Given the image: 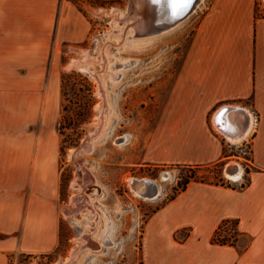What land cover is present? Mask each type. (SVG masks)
Segmentation results:
<instances>
[{
	"label": "rangeland",
	"instance_id": "obj_1",
	"mask_svg": "<svg viewBox=\"0 0 264 264\" xmlns=\"http://www.w3.org/2000/svg\"><path fill=\"white\" fill-rule=\"evenodd\" d=\"M17 1L8 0L7 5V0H0V149L7 138L9 143H17L11 139L32 132L56 139L62 220L61 243L54 252H12L10 264L61 260L64 264H144L150 216L194 172L176 163L148 162L143 159L144 151L213 0L200 2L179 25L136 41L126 39L132 32L128 24L113 21L119 10L112 8L126 9L129 0H66L92 23L90 36L79 42L56 38L59 7L55 4L40 9L38 4L32 7L26 2L25 12H21ZM257 9L264 14V0H257ZM101 33L106 38L98 40ZM76 59L82 63L74 62ZM96 132L88 150L81 147L80 154L71 156L72 149ZM240 141L226 146L229 156L223 165L196 168L198 176L219 180L222 170L228 182L240 185L226 172L229 164H251V143ZM131 177L157 179L161 194L157 198L136 194ZM88 182L94 188L86 189ZM106 231L113 244L90 251L82 246V233H91L99 241L100 233ZM233 231L230 226L225 233ZM187 233L182 230L177 238L183 239Z\"/></svg>",
	"mask_w": 264,
	"mask_h": 264
},
{
	"label": "crops",
	"instance_id": "obj_2",
	"mask_svg": "<svg viewBox=\"0 0 264 264\" xmlns=\"http://www.w3.org/2000/svg\"><path fill=\"white\" fill-rule=\"evenodd\" d=\"M26 2L59 7L57 39L79 42L90 36L92 23L75 4L18 0L17 10L25 12ZM226 106L237 108L243 129L253 124L240 141L251 143V164L240 163V185L193 180L156 209L146 226L144 264H264V14L258 13L257 0H213L143 159L156 164L224 160L233 141L229 132L240 128L223 131L227 120L219 112ZM17 137L11 139L17 143L7 138L0 149V264H10L12 252L51 253L61 243L57 141L41 132ZM227 218L239 220L238 244L213 241ZM182 230L188 233L178 239Z\"/></svg>",
	"mask_w": 264,
	"mask_h": 264
},
{
	"label": "bare ground",
	"instance_id": "obj_3",
	"mask_svg": "<svg viewBox=\"0 0 264 264\" xmlns=\"http://www.w3.org/2000/svg\"><path fill=\"white\" fill-rule=\"evenodd\" d=\"M202 1L203 0H201V2ZM137 2L139 4H141L142 7H144L149 12V14H152L153 16H151L149 18V17L145 16V14L141 13V10L138 7L130 8L129 5H128V8H126V9H119V8H116V7L115 8H112V10H114V11L119 10V16L116 17L113 21L116 24H120V25H122V22L128 24L127 25L128 28H130V30L132 31L131 33H129L126 36V39L128 41H136V40H139V39H142V38L144 39V38H147V37H150V36H154V35H157L158 33H161V32H164V31H167L168 30V29H166V30H163V31L158 32V33L147 34V35H145V34H139L138 29L145 28L148 23L149 24L154 23L155 20H156L155 17L157 18V16H158V18H160V16H159L160 15V13H159L160 10H158V7H157V10L155 9V6L153 5V4H155V0H139ZM158 3H157V6H159ZM108 33L109 34L111 33L110 30H109V32H107V34ZM113 33H114V31H113ZM105 34L104 33H101L96 38L98 40L100 39V37H103L105 39L106 38V36H104ZM115 34H118L119 37L122 36V34H120V33H115ZM107 51H110V48H107ZM74 62H78L79 64L82 63V62L78 61L77 59L74 60ZM124 64L127 65L128 64V61H124ZM84 68H86L87 70L89 69L88 66H84ZM113 70H115V67H114ZM116 77H115V79H116ZM223 116H226V120H227L226 128L223 129L222 126L219 125V124H218V126L220 128H222L223 131H225L226 133H228L227 131L229 129L233 130V129H238L240 127L238 129L239 131H238V133L236 135H232L229 132L230 137H231V140H233V141H240V140H243L249 134V132H250L253 124L251 123L245 129H243L242 126H241V122H242V119L243 118L241 116L239 117L235 113V110L234 109H231L229 111H226L225 114H223ZM99 130H100V126L98 127L97 131H99ZM95 134H97V132L96 133H91L89 135L88 140H85L84 141L85 144L82 147L85 148V150H88L90 148L91 140L95 136ZM80 148H78V149L77 148L72 149L73 151L71 153V156L74 157L75 155L80 154ZM236 163L239 164L238 162H236ZM241 174H242L241 164H239V169L236 170L235 172H227V175L229 177H231L232 179H234V180H239L241 178ZM165 176L166 175L164 174V178H165ZM87 179H89V178H87ZM137 179L139 181H137L136 185H134V182ZM147 180H152L154 182H157V184H158V189H157L158 195L152 197V196H148L146 194L147 191H152L154 189L153 186L148 185ZM129 181L132 184V188H133L134 192L136 194L140 195V196H143L145 198H157L159 196V194H161V187H162V185H161V183L157 179L149 178V177H131L129 179ZM91 183L90 182L86 183L85 188L88 189V190H90L92 187H94L93 186L94 184H91ZM89 197H91L92 199L97 198L96 195H92V194H89ZM82 234H83L82 237L84 236V239H85V241H84V243H83L82 246H85L86 250H88V251L94 250V249L97 250L99 248L98 246H101V245H106V244L107 245H111V244L114 243V241L111 238L110 233L107 232V231L105 233H100V237L98 236L100 238L99 241L97 239H95L92 236L91 233H88L89 235H84V234H87V233H82ZM90 242H92V244H93L92 246L90 245ZM80 247H81V245H80ZM55 264H64V262L61 260V261L56 262Z\"/></svg>",
	"mask_w": 264,
	"mask_h": 264
},
{
	"label": "water",
	"instance_id": "obj_4",
	"mask_svg": "<svg viewBox=\"0 0 264 264\" xmlns=\"http://www.w3.org/2000/svg\"><path fill=\"white\" fill-rule=\"evenodd\" d=\"M137 1L139 0H129V6L130 8L138 7L141 10V13L145 14L147 17L153 16L152 14H149V12L142 7L141 4H139ZM159 2V3H158ZM201 0H155V9L160 10V18L155 17V22L151 24H147L145 28L138 29L139 34H153V33H158L166 29H171L180 23L184 22L198 7V4H200ZM157 3L159 6H157ZM231 109L237 110L236 107H231V106H226L223 107L219 115L225 114L226 111H229ZM226 110V111H225ZM238 133V132H237ZM232 134V135H236ZM85 144L83 142L80 146L76 147L77 149L82 147ZM239 169V164H230L227 168V172H235L236 170ZM138 179L135 180L134 185H136ZM148 185L153 186L154 189L152 191H147L146 194L148 196H156L158 195L157 189H158V184L157 182H154L152 180H147ZM94 188V187H92ZM98 188V187H97ZM94 190V189H93ZM98 190V189H96ZM160 195V194H159Z\"/></svg>",
	"mask_w": 264,
	"mask_h": 264
},
{
	"label": "trees",
	"instance_id": "obj_5",
	"mask_svg": "<svg viewBox=\"0 0 264 264\" xmlns=\"http://www.w3.org/2000/svg\"><path fill=\"white\" fill-rule=\"evenodd\" d=\"M225 153H227L225 151ZM227 155V154H226ZM177 165H180L181 167L188 168L193 172V174H188L184 179L183 184L181 185L180 189L178 192L172 196L169 197L168 200L173 199L178 193L181 191L185 190L189 183L193 180H201V181H207V182H212V183H217V184H223V185H229L231 186L232 184L228 182L225 177L223 176L222 170H220V178L219 180H207L204 178H200L197 174L196 168H201L202 166H208L212 164H218L223 165V160L217 161L215 163H210V164H194V163H176ZM195 168V170H194ZM245 185V184H244ZM158 209V208H156ZM155 211V210H154ZM233 226V232L234 233H225L226 230L230 227ZM243 231L239 228V220L235 218H227L222 221L218 229L216 230L214 236H213V241L221 244H238L239 239L242 235ZM23 254H30L33 255L34 253H26L24 252Z\"/></svg>",
	"mask_w": 264,
	"mask_h": 264
},
{
	"label": "built area",
	"instance_id": "obj_6",
	"mask_svg": "<svg viewBox=\"0 0 264 264\" xmlns=\"http://www.w3.org/2000/svg\"><path fill=\"white\" fill-rule=\"evenodd\" d=\"M247 145L249 144V142L248 143H246ZM230 179H232V178H230Z\"/></svg>",
	"mask_w": 264,
	"mask_h": 264
},
{
	"label": "snow or ice",
	"instance_id": "obj_7",
	"mask_svg": "<svg viewBox=\"0 0 264 264\" xmlns=\"http://www.w3.org/2000/svg\"><path fill=\"white\" fill-rule=\"evenodd\" d=\"M226 111V110H225Z\"/></svg>",
	"mask_w": 264,
	"mask_h": 264
}]
</instances>
